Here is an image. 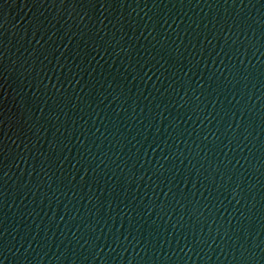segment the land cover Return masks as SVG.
Returning <instances> with one entry per match:
<instances>
[{
	"label": "water",
	"instance_id": "obj_1",
	"mask_svg": "<svg viewBox=\"0 0 264 264\" xmlns=\"http://www.w3.org/2000/svg\"><path fill=\"white\" fill-rule=\"evenodd\" d=\"M0 264H264V0H0Z\"/></svg>",
	"mask_w": 264,
	"mask_h": 264
}]
</instances>
